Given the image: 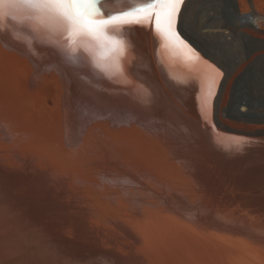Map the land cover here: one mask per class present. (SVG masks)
I'll return each instance as SVG.
<instances>
[{
  "label": "bare ground",
  "instance_id": "obj_1",
  "mask_svg": "<svg viewBox=\"0 0 264 264\" xmlns=\"http://www.w3.org/2000/svg\"><path fill=\"white\" fill-rule=\"evenodd\" d=\"M219 24L210 16L203 27L226 39ZM184 29L200 59L147 28L113 27L131 47L106 74L84 51L90 41L70 56L46 21L24 20L23 10L0 18V43L26 45L16 51L55 76L76 112L42 129L0 91V264H264V133L241 146L213 125L224 75ZM215 148L235 153L219 189L201 168Z\"/></svg>",
  "mask_w": 264,
  "mask_h": 264
},
{
  "label": "rangeland",
  "instance_id": "obj_2",
  "mask_svg": "<svg viewBox=\"0 0 264 264\" xmlns=\"http://www.w3.org/2000/svg\"><path fill=\"white\" fill-rule=\"evenodd\" d=\"M237 1L223 0L222 3L215 5L216 13L215 15H211L213 21L216 24L220 23L219 25H223V27L229 25L232 18L231 9H236L237 3L241 5L243 2L242 0ZM201 8V5L195 3L192 6H188L184 14L185 19L182 20L181 26L185 28L184 30L186 31L188 38L193 41L192 43L195 44V46L204 55L209 57L212 61L217 62L221 71L224 73L222 87L219 92L218 90L216 91L210 105V114L212 115L214 113L212 115L214 119L213 125L221 129L226 135L228 134L244 139H247L246 137H250L248 138L250 140L260 138L262 135L254 133H264V55H261V50L264 48V42L260 40L257 41L254 39H248L243 44L244 52L238 51L237 53L233 50V48L229 47L230 44L226 41V39L210 37L207 33L200 34L199 31L201 27L205 25L204 23H201ZM188 17H192L191 23L188 22ZM209 19L210 16L208 21ZM234 38L237 39L235 34ZM21 40L24 39L22 38ZM13 46L15 49L12 47L9 48L0 43V91L5 94L2 97H5L8 101L12 98V101L17 106L19 105L21 107L20 109L23 116L42 129H48L49 127H56L62 124L68 113L67 111L74 114L76 113L75 110L72 109V101L65 92L63 85L56 81L55 76L51 74V72H43L32 69V65L28 63V58L22 56L21 53L16 51V49H26V45L17 44ZM10 50L14 53L13 55L15 58L12 56ZM7 52H9V54ZM6 54H8V56L10 55V57L12 56L11 58L13 59L11 60V58ZM7 57L9 59H7ZM20 58L23 60L21 61ZM26 58L28 61L24 60ZM22 64L25 65L23 66ZM28 65L30 67H28ZM44 73L45 75H43ZM27 75L32 78H29ZM216 96L217 98L214 104L213 100H215ZM65 104L66 106H64ZM241 107H244V111L240 110ZM60 116L63 117L60 118ZM199 127L203 128V126ZM223 128L238 131L240 133L227 131ZM211 129L212 132L217 134L212 125ZM243 133L247 135H243ZM213 150L209 152V162H211L210 166L208 165L209 162L207 164L208 167L206 164L205 166L203 164L205 163L203 161L204 157L202 156L204 153L200 158L195 156V159L199 158L200 161H203L201 168L202 171L204 170V174L201 171L199 172H201V175H206V177L202 175L204 181L207 182L208 185H215V189H219L223 186V182L226 180L228 175L234 173L230 171L233 165L229 164L230 161H228V157L230 158V153H235L221 148L219 150L218 148ZM204 167L206 168L204 169ZM206 169L207 171H205ZM213 170L215 171L213 172ZM232 171L234 170L232 169ZM249 174L245 175L248 181H252L254 184H257V182L262 183V181L257 178L255 174ZM263 175L264 174H262L261 177H263ZM257 176L260 177L259 175ZM232 177L233 176H231L230 179Z\"/></svg>",
  "mask_w": 264,
  "mask_h": 264
},
{
  "label": "snow or ice",
  "instance_id": "obj_3",
  "mask_svg": "<svg viewBox=\"0 0 264 264\" xmlns=\"http://www.w3.org/2000/svg\"><path fill=\"white\" fill-rule=\"evenodd\" d=\"M20 7L5 11L0 8V18L5 15L16 19V14L23 10L24 20L47 22L48 30L53 35L62 36L70 56L78 52L82 41H90L91 46L85 47L92 66L107 74L110 61L118 64L130 43L122 37L112 34L113 27L149 29L153 35L164 42H174L200 59L197 53L177 31V25L185 19L186 9L190 4H199L201 8V23L206 24L209 16L215 15V5L223 0H146L145 3L111 15L101 14L97 5L99 0H0ZM191 23L192 17H188ZM33 31L36 29L33 27ZM213 29L201 27V33ZM231 39V37H229ZM233 48L232 45L229 46ZM238 53V46L233 48ZM204 63H208L204 61ZM220 77L224 73L215 65L208 64ZM217 84L219 81L216 82ZM243 138L237 139L238 145H243ZM240 151V147L237 148Z\"/></svg>",
  "mask_w": 264,
  "mask_h": 264
},
{
  "label": "built area",
  "instance_id": "obj_4",
  "mask_svg": "<svg viewBox=\"0 0 264 264\" xmlns=\"http://www.w3.org/2000/svg\"><path fill=\"white\" fill-rule=\"evenodd\" d=\"M242 1L241 5L237 3L236 16L231 18V23L226 26L224 32H226L227 42L233 48L238 46V51L244 52L243 44L248 39H258L264 42V0ZM234 34L237 39L234 38ZM263 54L264 48L261 50V55Z\"/></svg>",
  "mask_w": 264,
  "mask_h": 264
},
{
  "label": "water",
  "instance_id": "obj_5",
  "mask_svg": "<svg viewBox=\"0 0 264 264\" xmlns=\"http://www.w3.org/2000/svg\"><path fill=\"white\" fill-rule=\"evenodd\" d=\"M144 2H139L138 3H135L133 6H123V7H120V6H115V5H111V4H104L102 3L100 0H99V3L97 5L98 9L100 11H102L103 13H101L102 15L104 16H108V15H111L112 13L114 12H118V11H123V10H126V9H129V8H132V7H136V6H139L141 4H143ZM227 131H232V132H235V133H240L238 131H233V130H229V129H226V128H223ZM243 135H247L245 133H243ZM249 136V134H248Z\"/></svg>",
  "mask_w": 264,
  "mask_h": 264
},
{
  "label": "clouds",
  "instance_id": "obj_6",
  "mask_svg": "<svg viewBox=\"0 0 264 264\" xmlns=\"http://www.w3.org/2000/svg\"><path fill=\"white\" fill-rule=\"evenodd\" d=\"M17 7H20V6L9 4L7 2H5L3 5H0V8H3L5 11H8V10L13 9V8H17Z\"/></svg>",
  "mask_w": 264,
  "mask_h": 264
}]
</instances>
